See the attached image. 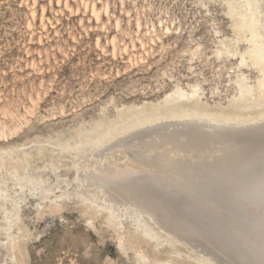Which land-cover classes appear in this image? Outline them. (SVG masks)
<instances>
[{
    "label": "rangeland",
    "instance_id": "374dc122",
    "mask_svg": "<svg viewBox=\"0 0 264 264\" xmlns=\"http://www.w3.org/2000/svg\"><path fill=\"white\" fill-rule=\"evenodd\" d=\"M232 1L0 0V149L27 148L33 166L57 163L60 171L45 170L53 185L58 171L64 176V167L73 168L63 177L70 184L60 185L73 193L59 206L48 201L38 207L40 197L31 195L21 203L23 224L15 221L19 227L13 228L21 236V264H214L209 254L159 227L148 214L141 225L133 206L123 205L126 211H120L121 225L116 226L110 211L98 206L107 201L74 194L76 165L141 166L122 146L107 148L122 134L101 147L61 145L90 135L101 124H118L120 116L129 119L132 114L123 109L146 105L151 111V103L161 104L177 88L196 91L200 113L235 111L230 103L239 93L238 75L254 84L259 72L250 61L241 63L249 33H238L230 10L235 2L240 11L245 0ZM244 115L236 123L264 121V113ZM260 132L264 129L246 135ZM159 150L183 155L169 145ZM30 169L32 176L36 170ZM8 202L0 199L2 243L7 240L3 215L4 207L11 208ZM5 257L8 264H17Z\"/></svg>",
    "mask_w": 264,
    "mask_h": 264
},
{
    "label": "bare ground",
    "instance_id": "6f19581e",
    "mask_svg": "<svg viewBox=\"0 0 264 264\" xmlns=\"http://www.w3.org/2000/svg\"><path fill=\"white\" fill-rule=\"evenodd\" d=\"M240 5V11L232 6L230 13L236 16L238 33H249L244 37L248 46L240 53L241 63L250 61L259 74L254 84L243 73L238 75L239 93L230 103L235 111L200 113L202 99L199 100L196 91L187 94L177 88L161 104L151 103V111L146 105L123 109L121 113L132 114L129 119L120 116L118 124H101L90 135H79L72 144L61 145L81 143L89 144L88 148L101 147L122 134L107 148L122 146L141 166L127 162L90 168L76 165L78 175L72 179L78 188L74 194L102 204L107 201L108 205L98 206L110 211V219L116 226L121 225L117 219L120 211L126 209L123 205L133 206L138 217L135 219L141 225L143 214H148L159 227L209 254L214 264L215 260L218 264H264V145H260L261 136H252L258 138L255 140L246 135L264 129V121L236 123L245 117L244 113H264V0H245ZM166 116H171V120H162ZM175 122L180 126L174 125ZM165 145L183 155L159 150ZM25 149H0V199L9 201L11 206H3L6 225L5 233L2 232L7 240L0 242V264H8L5 256L21 264V236L13 228L19 227L15 221L23 224L21 203L27 195L40 197L37 206L44 207L48 201L59 206L61 200L73 193L60 186L70 184L63 177L73 168L64 167L68 172L62 176L61 166L52 160L33 166L32 151ZM152 149L157 151L146 153ZM101 150L98 154H102ZM31 167L36 170L32 176L28 173ZM45 170H59L56 175L62 177L55 179L57 185L49 182ZM17 187L19 191L15 190ZM124 241L120 235L118 243L122 249ZM139 256L150 260L142 252Z\"/></svg>",
    "mask_w": 264,
    "mask_h": 264
},
{
    "label": "water",
    "instance_id": "95a60500",
    "mask_svg": "<svg viewBox=\"0 0 264 264\" xmlns=\"http://www.w3.org/2000/svg\"><path fill=\"white\" fill-rule=\"evenodd\" d=\"M260 138L262 139V142H261V144L260 145H264V132H260ZM259 138V139H260ZM252 139H255V140H257L258 138H254V137H252ZM259 142V141H258ZM248 146H250V143H248L247 144ZM248 146H246V148L248 147Z\"/></svg>",
    "mask_w": 264,
    "mask_h": 264
}]
</instances>
